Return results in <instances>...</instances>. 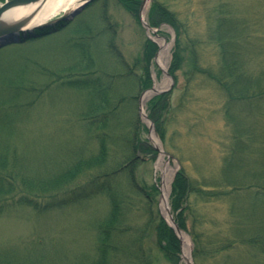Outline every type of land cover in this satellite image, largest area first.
Returning a JSON list of instances; mask_svg holds the SVG:
<instances>
[{"label":"rangeland","instance_id":"rangeland-1","mask_svg":"<svg viewBox=\"0 0 264 264\" xmlns=\"http://www.w3.org/2000/svg\"><path fill=\"white\" fill-rule=\"evenodd\" d=\"M159 1L176 12L180 20L179 53L182 60L180 68L173 71L174 74H171V65L177 32L166 22L158 27L150 24L153 0H146L141 6L139 21L118 0H107V20L104 24L98 23L104 10L97 9L90 11L87 16L83 15L84 11L72 22L52 26L49 28L51 33L29 45L20 43L18 34L0 36V59H6L0 64L5 68L4 75H9L1 78L0 82L6 81L12 84L11 87H16L21 82L17 77L18 71L26 66L29 59H37L39 50H43V57L47 60L63 54L69 43L81 37L78 30L86 22L90 23L94 35L103 32L107 46L110 43L112 45V53L111 49L106 50L107 54H100L101 58L113 64L118 54L133 66V72L143 73L139 66L146 62L147 40L155 43L156 51L146 66L150 69L152 86L142 89L134 104H124L121 118L125 129L129 121L134 123L138 117L141 141L156 149L155 155H138L140 158L135 173L136 184L143 192H153L154 186L158 194L152 204V218L145 209L143 199L135 197L132 219L122 223L125 227H145L143 245L146 251H151L157 257L153 264H171L163 258L157 247L155 222L161 216L172 227L164 210L168 209L175 220L171 204L172 184L177 173L182 170L194 185L204 187L209 184L207 189H211L212 193L210 199L198 202L195 208L198 217L196 228L203 233V237L215 234H219V237L214 241L217 248L210 254L196 256L195 242L190 234L194 221L192 212L187 211L186 225L189 232L181 229L175 220L180 232L188 236L184 242L174 230L181 241L179 264H264V201H257L249 190L241 192L238 198L234 196V199L228 200L224 194L234 189L233 186L210 183L217 177V180L224 179L220 178V172L227 157L233 161L234 168L241 176L239 178L243 180L240 184L264 185V97L257 100L260 105L254 107L247 102H234V108H228L230 96L212 80V76L219 73L221 57L218 39L210 38L217 24L214 21L227 17L235 24H246L247 31H251L252 42L264 46V0ZM63 14L59 13L52 20ZM159 41H163V45ZM245 64L246 70L252 75L264 70V53ZM3 86L0 93L7 89L5 84ZM120 87L126 88L124 85ZM147 92H151V95L146 99L143 111L142 97ZM160 95H165V101L162 98L157 103L154 112L155 120L157 118L158 121L155 123L150 117L149 106ZM251 99L256 102V97L248 99V102ZM80 102L81 96L77 91L59 88V85L51 87L35 107L22 116L23 120L15 123L17 133L0 134V139L7 141L12 149L26 150L24 153L27 158L40 164L39 168L49 169L45 164L46 158L55 154L57 148L66 142L64 140L84 134L77 126ZM152 131L157 137L156 143L151 136ZM91 144L89 149H95V142ZM161 155L163 163L168 164L166 172L157 169ZM117 185L119 192L127 190L125 182ZM214 194L216 197H212ZM249 195L250 199L247 198ZM251 205H259L260 210L251 212L248 210ZM111 212L112 205L107 194L48 213L24 208L0 216V248L14 247L20 252L18 254L27 255L28 248L33 247L41 251L44 259L51 258L55 262L83 260L94 253L97 224ZM150 218L152 224L149 223ZM188 252L189 261L185 257Z\"/></svg>","mask_w":264,"mask_h":264},{"label":"trees","instance_id":"trees-1","mask_svg":"<svg viewBox=\"0 0 264 264\" xmlns=\"http://www.w3.org/2000/svg\"><path fill=\"white\" fill-rule=\"evenodd\" d=\"M106 1H94L83 15L87 16L90 11L102 9L104 11L98 23L104 24L103 22L107 20ZM118 2L139 21L143 0ZM149 21L154 27L164 22L169 23L177 32L176 49L171 65V74H174L173 71L180 68L182 60L179 53L181 35L178 15L165 3L153 0ZM214 22L218 25L216 24L215 30L211 31L210 38L218 39L221 59L219 73L212 76V80L230 96L231 103L228 108H234L232 106L234 102H247L252 107L260 105L257 100L264 97V70L252 75L246 70L245 63L262 56L264 46L252 42L251 31H247L246 24H235L227 17L218 18ZM89 25L88 22L82 24L78 30L81 37L69 43L62 51L63 54H59L55 59H45L43 50H39L38 58L29 59L26 66L18 71L17 77L21 82L19 81L16 87H11L12 84L5 83L6 81L0 82V92L4 84L7 86H5L7 89L0 93V134H16L18 130L15 123L23 120L22 116H26L51 87L58 85L59 88L73 89L81 96L77 126L84 133L64 140L66 142L57 148V152L46 158L45 164L49 169L39 168L40 164L27 158L26 150L12 149L7 141L0 139V216L24 208L48 213L80 204L100 194L109 196L112 212L97 224L94 253L87 255L83 260L55 262L51 258L44 259L41 251L33 247L28 248L30 250L27 255H20L14 247H9L0 248V264H153L157 261V257L151 251L144 249L145 227L132 225L125 227L122 223L129 219L131 221L135 197L143 199L145 209L152 218V204L158 190L153 186V192H143L136 184L135 170L140 153L155 155L157 152L141 141L138 117L134 123L129 121L125 129L121 118L124 104H134L137 102L139 92L152 86L150 69L146 66L157 46L147 40L146 62L139 66L143 73L133 72V66L118 54L113 64H108L101 58L100 54H107L106 50L110 51L112 45L110 43V46H107L103 32L94 35V30ZM44 33L47 32L38 31L36 36L20 33V43L28 45L35 43ZM5 60L1 58L0 62ZM0 66L2 67L1 64ZM4 69L0 68V79L9 77L4 75ZM121 85L126 88L120 87ZM134 89L135 91H132ZM251 89L253 90L250 92ZM252 97H256V102L254 99L248 102ZM162 98L165 101V95H160L150 102V117L155 123L158 120L157 118L155 120L154 111ZM17 115L20 116L19 119ZM157 131L159 133L158 129ZM240 137L242 141V136ZM91 142L97 145L95 149H89ZM220 174V178L224 179L217 180V177L210 183L233 186L234 189L225 192V199L238 198L241 192L249 190L257 201H264V185L240 184L239 182L243 180L239 178L241 176L236 167L234 168L233 161L227 157ZM122 181L127 185L126 193L118 191L117 184ZM207 187L209 184H205L204 187L194 185L182 170L177 173L172 184V210L176 223L184 231L189 232L186 225L187 211L192 212L194 228L190 234L195 242L196 256L210 254L217 248L214 241L219 237V234L203 237V233L196 228L197 203L207 202L212 195L211 189ZM192 197L195 198L194 201ZM247 198L250 199V195ZM258 206L251 205V209L248 210L258 211ZM151 218L150 224L153 223ZM155 232L157 247L163 258L171 264H179L181 241L174 229L161 216L157 217L155 222Z\"/></svg>","mask_w":264,"mask_h":264},{"label":"bare ground","instance_id":"bare-ground-1","mask_svg":"<svg viewBox=\"0 0 264 264\" xmlns=\"http://www.w3.org/2000/svg\"><path fill=\"white\" fill-rule=\"evenodd\" d=\"M2 3L6 2L7 0H0ZM85 0H41L38 1L37 3H32L29 5L25 6H16L12 7L8 11H6L1 19H0V24H11L15 22H19L21 20H29L31 19V22H28V26L26 28H31L34 25L37 24H42L49 22L58 15L61 12H70L74 8L78 7L81 5ZM35 16V17H34ZM30 21V20H29ZM38 30H36L34 33L36 34ZM27 34H31L26 32ZM161 45H163V41H159ZM151 95V92H147L146 94L143 95L142 97V107L141 109L144 111L143 106L146 101V99ZM145 116V114L143 113ZM153 141L156 143L157 142V137L152 131L151 134ZM157 169L163 170L166 172L168 170V164L163 163V155H161L160 160L157 163ZM166 189H168L166 187ZM168 197V191H166V198ZM166 202V200H165ZM167 203V202H166ZM165 203V205H166ZM164 214L166 219L171 223V216L169 215V210L165 209ZM172 224V223H171ZM180 237L185 241L188 240V236L183 232H179ZM185 257L187 261L190 260V254L189 252L185 254Z\"/></svg>","mask_w":264,"mask_h":264},{"label":"water","instance_id":"water-1","mask_svg":"<svg viewBox=\"0 0 264 264\" xmlns=\"http://www.w3.org/2000/svg\"><path fill=\"white\" fill-rule=\"evenodd\" d=\"M38 1H41V0H7L4 3H2L0 1V19H1L2 15L6 11L11 9L12 7L25 6V5H29L32 3L34 4V3H37ZM94 1H96V0H85L78 7L74 8L72 11H70L68 13L65 12L62 16L56 18L55 20H52V21H49L46 23H42V24H37L31 28H26L28 26V22L29 23L31 22V19H29L30 21L25 19V20H21L19 22L11 23V24H4V25L0 24V36H2L4 34L17 35V34H19V32H24V33L28 32V33H31V35L36 36V34L34 33L36 30L43 31L45 29L51 28L52 26H54L58 23L74 21ZM145 3H146V0H144L143 6ZM146 26L148 28H150V25L147 24ZM169 215L171 216L170 218H171L172 227L174 228V230L177 233H179L180 228L175 223L173 216L170 213H169Z\"/></svg>","mask_w":264,"mask_h":264}]
</instances>
